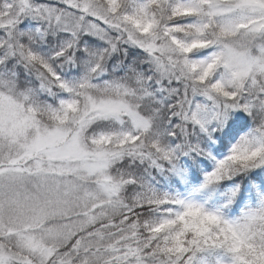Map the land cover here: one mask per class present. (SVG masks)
<instances>
[{"label":"snow or ice","instance_id":"snow-or-ice-1","mask_svg":"<svg viewBox=\"0 0 264 264\" xmlns=\"http://www.w3.org/2000/svg\"><path fill=\"white\" fill-rule=\"evenodd\" d=\"M0 264H264V0H0Z\"/></svg>","mask_w":264,"mask_h":264}]
</instances>
